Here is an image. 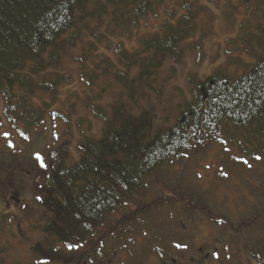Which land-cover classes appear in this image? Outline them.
Listing matches in <instances>:
<instances>
[{"label": "trees", "instance_id": "1", "mask_svg": "<svg viewBox=\"0 0 264 264\" xmlns=\"http://www.w3.org/2000/svg\"><path fill=\"white\" fill-rule=\"evenodd\" d=\"M223 2L237 30L226 40L225 65L201 80L191 75V99L175 124L155 129L140 98L146 91L161 97L186 53L202 50L206 32L195 40L203 18L216 17L207 4ZM153 22L139 48L121 42L115 60L101 52ZM167 62L173 66L164 76ZM71 63L82 90H70ZM87 113L102 123L98 135ZM48 115L67 124V135L51 148L41 187L39 203L50 216L37 226L39 259L64 249L80 254L76 264L195 263L201 254L189 251L182 234L200 209L217 215L194 194L166 189L161 174L228 136L264 152V0H0V128L4 118L25 142ZM259 231L247 247L228 240L209 264H264V225Z\"/></svg>", "mask_w": 264, "mask_h": 264}, {"label": "rangeland", "instance_id": "2", "mask_svg": "<svg viewBox=\"0 0 264 264\" xmlns=\"http://www.w3.org/2000/svg\"><path fill=\"white\" fill-rule=\"evenodd\" d=\"M223 4L225 2L218 6L215 3L207 4L216 17L206 24L207 20L203 18L200 33L195 40L206 32L202 50L199 53H186L182 64L175 66L177 71L173 80L168 83V79H164L167 81L163 95L158 98L146 91L140 98L141 109L152 114L155 129L175 124L182 109L180 105L191 99L189 89L192 85L188 83L191 75L196 74L201 80L225 65V48L226 51L231 49L226 40L234 37L237 30L226 21L225 17L230 14L222 13ZM157 25L156 22L150 23L131 38L122 37L112 40L109 45L103 44L101 52L115 60V50L119 43L123 42L127 49L135 50L139 48V37L153 31ZM71 66L74 68L75 79L70 90L84 89L75 72V65L71 63ZM172 66L171 62L165 64L164 76L168 75ZM63 97L67 104L66 96ZM54 108L64 107L56 105ZM133 112L137 114L138 110L134 108ZM84 113L83 109L79 110V116ZM86 117L98 135L102 123L89 113ZM76 120L77 117L71 119L74 130L77 128ZM65 131L66 123L48 115L41 127L24 142L3 118V126L0 128V248L5 250L0 253V259L4 260L2 264H76L79 261L80 254L64 249L45 259H39L34 253V247L42 238L37 226L45 222L44 217L50 216L39 203L43 197L41 187L51 168L49 152L55 144L66 139ZM74 137L70 150L77 157L79 134L76 130ZM224 139L209 143L200 151L201 154L191 153L184 157L180 165L165 169L160 178L166 189L173 191L181 188L186 194H194L196 200L203 201L197 205L206 206L214 216L217 215L208 216L206 210L200 209L202 212L193 215L194 223L189 224L182 234L185 235L183 241L189 246V251L201 254L200 259L193 264H209V256L219 252L224 243L231 239L237 240L236 246L247 247L248 242L260 236L259 227L264 225V152L258 154L257 143L252 141L235 140L229 136ZM37 155L46 167H41ZM195 155L199 158L196 163ZM258 156L260 159H257ZM151 191L155 198L160 197L156 187H152ZM230 229L233 232L229 234ZM222 232H225L226 237H219ZM251 264L256 262L252 261Z\"/></svg>", "mask_w": 264, "mask_h": 264}, {"label": "snow or ice", "instance_id": "3", "mask_svg": "<svg viewBox=\"0 0 264 264\" xmlns=\"http://www.w3.org/2000/svg\"><path fill=\"white\" fill-rule=\"evenodd\" d=\"M5 135H7V134H5ZM36 158H37L38 161H40V165H41V167H46V165L43 163L42 158H41L39 155H37ZM257 159H260V157H257ZM245 163H246V162H245ZM37 198L39 199V197H37ZM68 247H69V248H72L73 245H72V244H69ZM177 247H181V245H177ZM185 247H186V246H185Z\"/></svg>", "mask_w": 264, "mask_h": 264}]
</instances>
